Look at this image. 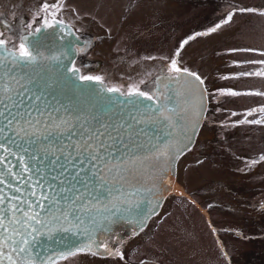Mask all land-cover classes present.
Listing matches in <instances>:
<instances>
[{"label": "rangeland", "instance_id": "374dc122", "mask_svg": "<svg viewBox=\"0 0 264 264\" xmlns=\"http://www.w3.org/2000/svg\"><path fill=\"white\" fill-rule=\"evenodd\" d=\"M66 5L72 12H65ZM66 5L62 19L88 42L87 49L77 48L73 62L79 75L102 76L106 87L122 91L145 79L140 87L149 91L157 75L167 74L169 60L163 58H172L187 36L213 26L234 6L259 9L264 0H69ZM234 47L264 51V17L237 14L217 33L189 41L177 57L180 67L204 79L207 110L191 151L177 162L160 211L117 247L125 259L80 254L60 264H264V162L246 165L264 153V125L223 126L264 104V97L212 95L218 89L264 91L261 78L221 79L262 67L233 65L264 59L227 51ZM149 56L154 59H144ZM232 111L241 115L232 117Z\"/></svg>", "mask_w": 264, "mask_h": 264}, {"label": "snow or ice", "instance_id": "6c2138e0", "mask_svg": "<svg viewBox=\"0 0 264 264\" xmlns=\"http://www.w3.org/2000/svg\"><path fill=\"white\" fill-rule=\"evenodd\" d=\"M63 6V0H55L52 4L42 3L39 7L41 15L33 16L31 22L24 23L26 31L15 42L0 32V68L15 69L39 62L43 53L32 38L42 29L59 25L60 32L75 35L59 18ZM237 14L264 17V8L234 6L213 26L187 36L180 42L172 58H163L169 60L164 66L167 74L155 77L157 86L152 90L141 89L140 85L146 83L145 79L129 84L123 91L119 87H107L105 90L108 93H119L127 98V104L135 108V114L130 113L127 119L111 121L110 118L92 116L89 119L80 115L53 117L49 106H37L40 96L28 95L29 90L22 78L5 71L4 78L0 79V264H60V261L80 254L97 256L99 249H103L109 257L125 259L121 249H112L106 242H98L96 233L124 211L120 205L131 203L132 197L139 192V189L126 192L123 185L127 181L129 166L139 159L129 154L143 146L139 142L144 135L142 125L163 120L169 128H175L174 109L168 107L170 85L179 84L184 77L194 78L201 86L204 84L199 74L187 67H180L177 57L189 41L217 33L234 23ZM3 15L0 13V25L10 31L11 25L2 18ZM227 51L258 53L264 57V51L252 47H234ZM144 59L152 60L154 57ZM232 64L241 68L253 64L262 67L241 70L221 79H264V59L234 60ZM67 71L82 82H103L104 79L99 75L77 76L79 69L74 63ZM145 75L149 78L152 76L151 73ZM181 94L176 92V95ZM208 95L207 90L202 89L201 102ZM212 95L264 97V91L218 89ZM143 101L150 103L144 104ZM55 111L58 113L59 110ZM195 115L201 116V109L197 108ZM230 115L236 117L241 114L232 111ZM242 116L241 119L223 122V126L264 125V104L245 110ZM192 127L195 132V124ZM189 140L194 142L192 136H189ZM184 148L186 146L169 144L163 149L158 148L145 159L168 157L173 152L174 158L179 159ZM187 150L191 151V148ZM260 162H264V153L247 160L246 165L251 167ZM116 185L121 186L115 189L120 195L113 197ZM105 192L108 197L104 196ZM190 203L194 204L195 201ZM159 206L158 203L154 204L140 220L139 231L142 232L147 226V220L158 214L156 208ZM93 212L96 215H92ZM86 213L89 214L87 219ZM97 216L101 219L98 220ZM212 231L215 233L216 229ZM69 234L80 237V241H69ZM53 244L62 245L64 250L45 255ZM140 264L145 262L141 261Z\"/></svg>", "mask_w": 264, "mask_h": 264}, {"label": "water", "instance_id": "95a60500", "mask_svg": "<svg viewBox=\"0 0 264 264\" xmlns=\"http://www.w3.org/2000/svg\"><path fill=\"white\" fill-rule=\"evenodd\" d=\"M32 39L37 43L39 51L43 53V58L34 65L19 66L15 69L0 68V79L4 78L5 71H11L13 75L22 78V82L29 90L28 95L41 97L37 103L38 107L49 106L53 117L56 115H80L91 119L92 116H97L101 119L110 118L111 121H117L121 118L127 119L130 113L135 114V108L125 102L126 97L119 93H108L105 90L107 87L101 82L79 81L67 71L76 57V47L83 44L75 35H66L60 32L59 25H54L52 28L42 29ZM160 76L165 75L161 74ZM156 86L157 82L154 78V88ZM170 89L171 100L168 102V107L174 109L172 115L175 128H169L167 122L163 120L156 124L142 125L144 135L140 137L139 142L143 146L129 154L135 155L139 159L134 165L129 166L127 181L123 185V190L126 192L136 189H139V192L132 197L131 203L120 205L124 211L118 213L107 227H100L96 233L97 241L106 242L112 249H116L122 241L129 237L137 235L140 232V220L144 219L149 209L157 203L160 205L156 208L158 213L166 196L173 188L176 165L179 160L174 158V152L170 153L168 157L159 159H145V157L169 144L186 146L183 149V154L186 153L187 148L193 146L204 120L207 98L203 102L200 99L201 90L205 89L204 84L201 86L194 78L184 77L179 84L170 85ZM177 91L182 94L176 95ZM143 103L150 102L143 101ZM30 106L31 104H29ZM197 108L202 111V115L199 117L195 115ZM57 109L58 113L55 111ZM193 124H195V132H193ZM189 136L193 137L194 142L189 140ZM120 187V185L114 187L113 197L120 195V192L115 190ZM148 189H152V191L149 192ZM104 196L108 197L107 192ZM91 214L96 215L95 212ZM88 215L85 214V219ZM97 219L99 220L101 217L97 216ZM67 239L78 243L81 238L69 234ZM42 243L44 242L42 241ZM50 247L51 250L45 255H52L54 252L64 250L62 245L53 244ZM98 251L100 254L96 257L107 256L103 249Z\"/></svg>", "mask_w": 264, "mask_h": 264}, {"label": "flooded vegetation", "instance_id": "af4514ba", "mask_svg": "<svg viewBox=\"0 0 264 264\" xmlns=\"http://www.w3.org/2000/svg\"><path fill=\"white\" fill-rule=\"evenodd\" d=\"M17 1H18V4L15 5L14 0H7V1L5 0L3 5L2 6L0 5V13L4 14L2 18L5 19L9 23V25H11L10 31L5 29L2 25H0V32L5 33V35L7 37H9L11 39V41H13V42H15L18 39V37L20 36V34L22 32L26 31V29L23 27L25 22H31L33 16L41 15L39 13V7L42 3L46 2L44 0H17ZM31 1H33V2H31ZM54 2H55V0L50 1V2H46V3L52 4ZM63 3L66 5L69 3V0H63ZM66 9H67V11L69 10V12H72V7L70 8V6L68 7L66 5L64 8L65 12H66ZM28 11H30L32 13H29ZM58 15H59V18L62 19L61 12ZM63 20L66 24L67 23L66 18H64ZM75 36H76V34H75ZM76 37H78V36H76ZM79 40L81 42H83L82 46H80V47L87 49L88 48V42L85 39H81V38H79ZM77 48H79V47H76V56H77ZM75 59H76V57H75ZM75 59L73 60V62L75 61ZM73 62H72V65H73ZM78 75H79V73H78ZM101 83L104 84V82H101Z\"/></svg>", "mask_w": 264, "mask_h": 264}]
</instances>
